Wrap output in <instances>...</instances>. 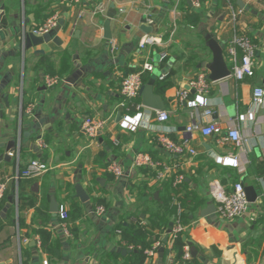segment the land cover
<instances>
[{
    "label": "crops",
    "instance_id": "1",
    "mask_svg": "<svg viewBox=\"0 0 264 264\" xmlns=\"http://www.w3.org/2000/svg\"><path fill=\"white\" fill-rule=\"evenodd\" d=\"M2 3L0 149L10 159L1 162L0 178L10 181L0 201V264H139L142 246L128 243L125 229L140 224L151 230L153 223L148 237L158 238L148 249L159 241L162 245L154 255L146 249L143 264H168L170 258L182 259L171 237L164 241L179 218L186 228L179 236L183 253L189 245L198 262L264 264V105L253 103L255 87L264 88V0H203L201 7L190 0ZM112 3L117 13L108 39L104 26ZM56 13L64 23L44 42L37 38L28 45L24 32L33 33ZM150 25L154 27L150 33L160 37L161 44L142 49L139 41L147 34L142 26ZM237 33L248 35L258 46L255 75L212 80L210 39L222 44L232 71L228 45ZM146 62L155 67L143 73L145 83L156 77L154 91L165 103L163 110L170 112L164 123L155 120L152 108L138 109V101L121 94L123 75L141 71ZM201 73L211 83L205 95L209 106L180 104V90L189 89V82ZM47 75L64 81L48 87ZM68 78L73 81H65ZM195 93L191 89L190 98ZM207 108L213 111L210 117L203 114ZM30 110L32 114L25 116ZM138 113L142 119L136 130L120 126L126 116ZM86 115L108 119L106 131L97 139L82 129ZM210 121L221 125V135L187 131L195 122ZM232 128L240 130L243 148L220 141ZM160 130L177 142L188 138L197 153L167 152L157 141ZM40 139L46 147L40 146ZM140 152L162 165L136 167ZM221 157L237 158L238 164H222ZM33 159L45 160L51 169L39 177L15 179ZM112 161L120 162L127 174L117 178L110 173ZM159 171L165 176L157 180ZM178 174L185 179L175 185ZM214 179L229 191L237 182L256 188L258 198L246 215L232 220L220 218L217 211L203 215L215 204L210 192ZM78 185L89 195L88 202L77 196ZM56 202L69 211L71 237L63 232ZM100 205L106 207L102 215L96 213Z\"/></svg>",
    "mask_w": 264,
    "mask_h": 264
},
{
    "label": "built area",
    "instance_id": "2",
    "mask_svg": "<svg viewBox=\"0 0 264 264\" xmlns=\"http://www.w3.org/2000/svg\"><path fill=\"white\" fill-rule=\"evenodd\" d=\"M74 4H81L82 0H70ZM193 6L201 7L203 5V0H190ZM242 13L239 11L234 14L233 20H236L238 15ZM60 24V16L56 13L50 16L47 21L35 28L33 33L39 36H44L50 34L55 28ZM161 44V38L153 35L152 33H147L142 36L139 41L140 48H146L147 45ZM115 49V45L112 47V51ZM258 46L257 44L246 34H235L233 39L229 42L228 51L234 58V65L230 76L238 80H243L246 77H251L255 75V57L257 55ZM238 51L241 52V58L238 57ZM154 64L146 62L141 71L130 72L123 75L121 82V94L126 100H136L138 101L137 107L140 109L143 107L141 100V91L144 86L143 73L146 71L152 72L154 70ZM64 81L58 75H47L45 76V82L48 87H54L60 82ZM189 89L184 88L180 90L177 101L180 104L186 103L188 106L197 107L209 106L208 99L205 96L210 91L211 83L208 80V76L201 73L196 79L189 82ZM194 90L195 97L190 98V90ZM253 103L256 107H262L264 105V88L261 86L255 87L253 91ZM31 109V108H30ZM155 112V120L160 123H164L169 120L170 112L168 110H157L153 109ZM205 116H212L213 111L207 108L204 113ZM250 116L253 114L250 113ZM244 118V116H242ZM142 119V114L138 113L134 117L126 116L120 121V126L123 129L136 130L140 125ZM108 127V119L102 116L86 115L83 118L82 129L91 139H97ZM201 131L204 135H221L223 133L221 125L217 121H210L207 124L193 123L188 126L187 131L192 133L193 131ZM231 141L238 148H243L244 138L237 128H232L228 131V134L220 140L221 142ZM157 141L160 147L171 154L184 155L186 153L196 154L197 151L192 147L191 142L188 138H185L181 142H177L170 138L165 131H158ZM118 143V142H117ZM40 146L46 147L47 144L44 140L40 139ZM13 155V153H11ZM218 161L226 165H237V158H219ZM134 164L136 167L141 166H158L162 165L160 162H156L152 157L147 154L140 152L136 155ZM51 166L48 162L42 159H33L29 162L27 167L15 176V179L20 177L34 178L39 177L48 172ZM107 170L114 174L117 178H120L127 174L123 165L118 161H112ZM165 176L164 171H159L156 179L159 180ZM184 175L178 174L175 179V185L182 184L184 182ZM10 179L0 178V201L5 197ZM210 192L214 198L215 204L217 206V213L220 218L225 220H232L238 217L246 215L249 211L251 201L248 198L245 185L242 182H237L234 184L231 191L223 185L219 179H214L210 183ZM106 212V207L100 205L97 207L96 213L102 215ZM59 215L62 220V229L67 237H71L72 231L70 229V215L68 209L61 205L59 209ZM180 217V216H179ZM185 226L182 224L180 218L174 223L172 231L169 236L171 237V242H175L180 234L185 231ZM162 245L161 241L157 242L153 249H148L146 253L148 255H154L158 247ZM168 264H194L193 254L191 247L186 245L184 247V253L182 259L177 260L175 257L170 258Z\"/></svg>",
    "mask_w": 264,
    "mask_h": 264
},
{
    "label": "water",
    "instance_id": "3",
    "mask_svg": "<svg viewBox=\"0 0 264 264\" xmlns=\"http://www.w3.org/2000/svg\"><path fill=\"white\" fill-rule=\"evenodd\" d=\"M2 2H3V0H0V8L3 11L5 9V4ZM116 13H117V9L115 8V4L112 3L111 9L108 13V18H107V20L105 22V26H104V35L108 39L112 38L111 20L115 17ZM2 14H4V12ZM63 23H64V21H63V19H61L60 24H63ZM0 26H1V17H0ZM57 28H59V26ZM142 29L145 32L150 33L153 31L154 27L152 25L142 26ZM38 36L39 35H36L34 33H27L25 31L23 37H24V41L27 42L28 45H30L31 41L36 42L35 40L37 38L40 39L42 42H44L45 38L48 37V35L45 37L40 36V38ZM4 38H5L4 33H2L0 31V43L2 42V40ZM208 38H210V36H208ZM209 45L212 47L213 52H214V60L208 65L209 69L211 70L210 78L212 80H219V79L226 78V77L230 76L231 70L229 68V65H228L226 59H225L224 49H223L222 44L219 43L218 41H216L215 39L214 40L210 39ZM23 48H25V45L23 46ZM0 58H1V55H0ZM65 81L72 82L73 79L68 78V79H65ZM155 83H156V77L153 75L148 80V82L144 84L142 91H141L142 103L146 107H149L152 109H157V110H163V109H165V103L162 101L160 96L155 93V91H154ZM30 114H32L31 110L29 112H26L25 116H30ZM119 117H121V115ZM3 147H4V144L3 143L0 144V148H3ZM7 149L9 150L10 147L8 148V146H7ZM9 159H10L9 153H7V152L3 153L0 149V164L3 160H6L7 162H9ZM245 189H246L249 200L251 202H255L258 198V194H257L258 192H257L256 188L254 186H245ZM77 196L80 197L83 202L89 201V195L87 194L86 190L81 185L77 186ZM59 209H60V206L56 202V207H55L54 211L58 212ZM216 211H217L216 204H213V205H210L205 210V212H203V215H209V214H212ZM169 232H171V229L169 230ZM168 238H169V234L166 235V238L164 241L167 242ZM193 255L197 256L196 251L193 252Z\"/></svg>",
    "mask_w": 264,
    "mask_h": 264
},
{
    "label": "trees",
    "instance_id": "4",
    "mask_svg": "<svg viewBox=\"0 0 264 264\" xmlns=\"http://www.w3.org/2000/svg\"><path fill=\"white\" fill-rule=\"evenodd\" d=\"M144 83L147 81V78L143 77ZM140 101V100H139ZM100 203L105 202L104 200L99 201ZM169 206V205H168ZM168 220H166L162 225L161 228H163V225H167ZM184 225V223H183ZM151 227L154 229L155 224L153 223ZM150 227V228H151ZM147 230L143 225L137 224V225H130L126 227L124 238L128 243H134L135 245H141L142 249L138 252V262L139 264H143L146 259L145 250L148 249V247H152L155 240H157L158 236L154 237L153 239H149L148 235H151L152 229ZM176 247H179L180 249V258H182L183 255V242L182 238L178 237L175 241ZM196 259V258H195ZM193 259L194 264H202L201 262H198L197 260Z\"/></svg>",
    "mask_w": 264,
    "mask_h": 264
}]
</instances>
